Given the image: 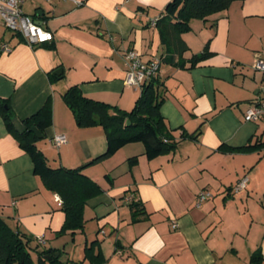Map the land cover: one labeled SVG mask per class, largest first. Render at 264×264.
Returning <instances> with one entry per match:
<instances>
[{"label":"crops","instance_id":"crops-1","mask_svg":"<svg viewBox=\"0 0 264 264\" xmlns=\"http://www.w3.org/2000/svg\"><path fill=\"white\" fill-rule=\"evenodd\" d=\"M78 1L32 0L30 14L26 0L24 12L54 34L47 43L32 46L0 24L7 30L0 29V99L23 131L24 120L50 98L51 123L38 147L53 167L85 166L102 191L87 201L83 229L62 231L61 197L34 173L0 112V216L29 237L42 235L45 242L32 245L56 250L64 261L264 264V144L248 152L227 149L264 143V116L244 118L250 105L264 100V73L253 67L264 57V0H233L221 12L193 19L181 34L188 46L182 53L175 49L179 40L162 41L152 24L170 0ZM128 50L144 61L161 58L155 79L161 113L179 145L150 160L143 143H128L89 164L107 149L105 131L78 126L63 93L79 85L94 99L132 109L141 91L125 83ZM205 50L209 54L194 62ZM58 134L68 138L59 147L50 142ZM245 177L246 187L235 192ZM204 190L211 196L199 204ZM133 201L140 204L137 218ZM94 240V255H102L91 261L86 244Z\"/></svg>","mask_w":264,"mask_h":264},{"label":"trees","instance_id":"trees-1","mask_svg":"<svg viewBox=\"0 0 264 264\" xmlns=\"http://www.w3.org/2000/svg\"><path fill=\"white\" fill-rule=\"evenodd\" d=\"M233 0H170L162 15L158 17V25L162 41L171 38L179 40L181 45L175 46L177 52L182 53L188 46L181 39V34L190 30L193 19H206L210 15L227 9ZM209 53L205 50L196 54L193 61L205 58ZM156 79V78H155ZM153 79L144 84L139 98L132 109L126 110L104 101L94 99L82 92L79 85H72L63 93V99L72 110L76 123L80 127L101 125L107 138V149L89 164L100 162L128 143L141 142L148 159H154L162 154L175 150L179 141L166 126L161 113L163 94L159 83ZM0 112L4 118L8 131L19 141L22 149L28 153L34 164V173L42 178L45 186L57 193L62 199V209L65 212V222L62 231L66 232L83 229L85 224L84 209L92 197L101 193L100 185L83 172L85 166L69 168L65 166L53 167L49 164L44 152L38 147L40 138L31 130L33 126L45 133L50 125L51 100L32 116L26 118L25 129L18 131L13 122V111L5 99H0ZM130 120V125L127 124ZM198 133L186 135L196 137ZM185 137V134H184ZM264 143L247 144L240 147L227 148L233 152H248L262 147ZM226 148V147H225ZM222 146L220 149H225ZM233 188H231L232 190ZM139 203L131 202L134 217L139 216ZM35 238L29 237L19 230L13 229L0 216V264H81L71 260H62L61 254L53 249H39V245H32ZM39 243V242H38ZM98 244L96 240L86 244V256L95 261L102 254L94 255L93 248ZM100 251V250H99ZM255 261L261 259L260 254L253 256ZM103 264V263H101Z\"/></svg>","mask_w":264,"mask_h":264},{"label":"built area","instance_id":"built-area-1","mask_svg":"<svg viewBox=\"0 0 264 264\" xmlns=\"http://www.w3.org/2000/svg\"><path fill=\"white\" fill-rule=\"evenodd\" d=\"M81 3L78 0H74ZM26 0H0V24L5 26L9 31L19 34L28 44L34 46L36 44H43L50 42L54 39L52 31L39 24L38 21L24 12L23 5ZM158 17L152 21L153 25H156ZM1 49L4 52H11L12 46L8 43H2ZM125 60V83L130 87H134L142 91L144 84L149 83L151 80L157 78L160 66L161 58L152 57L148 61H144L135 50H128L124 55ZM253 67L256 70H260L264 73V57L258 55L253 63ZM264 116V100L250 105L245 113L244 118L246 121H256ZM68 140L65 134H58L50 138V142L59 147L66 143ZM248 177L240 180L234 187V191L238 192L246 187ZM211 196L209 191H201L198 196V203H202L208 197ZM173 227H177L174 223ZM39 243H44V237L39 235L36 237Z\"/></svg>","mask_w":264,"mask_h":264},{"label":"water","instance_id":"water-1","mask_svg":"<svg viewBox=\"0 0 264 264\" xmlns=\"http://www.w3.org/2000/svg\"><path fill=\"white\" fill-rule=\"evenodd\" d=\"M38 21V23L39 24H41V25H43V23H44V21H42L41 19H39V20H37ZM56 73H58L57 71H56ZM130 123H131V121L130 120H127V124L128 125H130ZM31 130L40 138V139H43L44 137H45V134L44 133H42L39 129H38V127H36V126H33L32 128H31ZM57 256H59V253H57L56 254Z\"/></svg>","mask_w":264,"mask_h":264},{"label":"rangeland","instance_id":"rangeland-1","mask_svg":"<svg viewBox=\"0 0 264 264\" xmlns=\"http://www.w3.org/2000/svg\"><path fill=\"white\" fill-rule=\"evenodd\" d=\"M31 2H32V0H27V3L25 4V10H26L27 13H30V14L32 13V12H31V8H30V7H31V6H30V5H31ZM1 28H2L5 32H7V30L4 29V27H1ZM1 28H0V29H1ZM8 31H9V30H8ZM262 168H264V165H263Z\"/></svg>","mask_w":264,"mask_h":264}]
</instances>
